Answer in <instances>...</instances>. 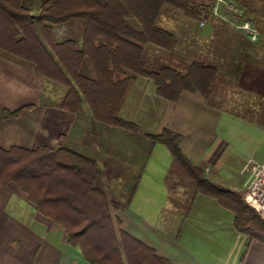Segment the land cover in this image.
Segmentation results:
<instances>
[{
    "label": "trees",
    "instance_id": "1",
    "mask_svg": "<svg viewBox=\"0 0 264 264\" xmlns=\"http://www.w3.org/2000/svg\"><path fill=\"white\" fill-rule=\"evenodd\" d=\"M25 1L0 0V56L48 81L52 89L63 88V95L51 105L73 113L86 111L105 126L140 130L148 150L155 143L165 145L171 155L168 191L174 182L183 186L172 207L185 213L200 192L233 212L236 230L264 242L257 204L208 179L182 151L181 133L169 128L143 131L120 115L138 77L151 80L155 94L168 101L175 102L184 91L198 92L209 101L218 75L215 61L202 54L192 60H153L152 55L176 48V32L159 24L164 10L197 22L200 9L207 16L210 4L206 8L193 0H38V12L33 13ZM31 107L1 108L0 125ZM99 174L94 158L61 144L0 148V185L13 182L26 193L90 264H172L123 230L114 215L131 201L139 174L122 183L118 195L122 202L110 199L97 183Z\"/></svg>",
    "mask_w": 264,
    "mask_h": 264
},
{
    "label": "crops",
    "instance_id": "2",
    "mask_svg": "<svg viewBox=\"0 0 264 264\" xmlns=\"http://www.w3.org/2000/svg\"><path fill=\"white\" fill-rule=\"evenodd\" d=\"M245 1L241 0V4L258 29L259 39L252 42L242 33L231 32L232 57H224L227 53L217 54L218 75L212 85L209 101L198 92L186 91L180 94L177 102L168 101L155 94L151 80L138 77L127 91L120 114L138 124L143 131L159 132L163 128L177 131L182 121L177 120V105L184 95L202 110H208L209 105L214 107L212 112L217 120L226 118V115L235 118L234 121L239 125H232L214 138H208L202 146L200 140L205 133L202 134L201 130L199 134L202 139L198 137L194 147H183V139L180 147L189 159L188 152L195 156L196 159L190 160L212 182L253 200V186L264 170V161L253 157L245 161V151L252 154L256 148L251 149L253 138L242 132L241 124L254 123L260 130H264V22L260 23L261 18L264 21V16L255 7L256 4L264 3V0H248V5ZM25 4L33 8L31 0H26ZM197 22L193 23L188 33L190 39L206 41L214 35H220L221 39L227 36L223 31L214 32L213 26L206 23L204 26H208L211 32L204 37ZM32 74L35 75L29 69L0 56L2 80L9 83L17 77L21 79L18 83H22L32 79ZM224 81L240 87V90L242 87L241 96L228 97L223 90L220 91L219 86ZM15 99L6 97L5 101L16 102L18 99ZM23 101L13 108L2 107L14 110L26 104L33 105L19 117L0 125V148L18 145L32 149L42 145H64L97 161L100 168L97 178L99 185L125 182L139 174L131 201L127 206L114 211V215L119 218L123 230L153 248L158 255L172 264H264V242L236 230L233 212L214 198L195 193L185 213L170 206L166 175L171 165V155L165 145L155 143L150 150L147 143L138 146L136 149L140 156L127 161L122 157L124 153L117 156L119 152L116 145L110 143L107 137L100 145L103 154L97 157L92 147L81 143L85 137L81 132L82 127H87V131L91 129L88 123L86 125L82 122L81 117L94 125L86 111L73 113L53 108L47 102L39 101L36 105L32 101ZM130 105L137 109L138 114L136 112L134 115L131 110L126 111L127 116H123L125 107ZM38 106L41 112H34ZM140 113L141 116L157 121L156 127H142L140 121H137ZM53 124L57 127L56 133L51 132ZM68 124L73 126L70 133L73 131L72 134L76 135H66ZM109 132L113 133V130ZM115 132H119L117 128ZM120 133L124 135L128 132ZM241 135L245 138L241 144L247 142L246 145L244 143L239 146L236 142ZM140 138L138 140L143 143ZM113 152H117L116 156ZM0 264L90 263L77 247L66 241L63 229L39 213L26 193L9 182L0 185Z\"/></svg>",
    "mask_w": 264,
    "mask_h": 264
},
{
    "label": "rangeland",
    "instance_id": "3",
    "mask_svg": "<svg viewBox=\"0 0 264 264\" xmlns=\"http://www.w3.org/2000/svg\"><path fill=\"white\" fill-rule=\"evenodd\" d=\"M195 3L202 4L201 6H207L211 3L213 0H193ZM248 5V0L245 1ZM251 4V3H249ZM246 5V6H247ZM31 6L33 7L32 10L34 13H37V9L39 6V1L38 0H31ZM254 6V5H253ZM255 7L260 11L259 13L264 16V3L256 4ZM209 9V8H208ZM207 9V11H208ZM203 12L205 9H200ZM247 14V12H246ZM161 22L159 23L162 25L164 28L168 30H172L176 32L177 36V44L176 48L174 49L173 52L171 53H166V52H158L156 54H153L152 59L158 60L159 58L164 59L171 57L173 60H181V59H187V60H192L196 58L198 55L207 57L215 62H217V54H231L232 52V46H233V39L231 37V32H235L226 22L214 19V18H207L206 22L209 25L213 26V31L214 32H226L227 36L222 37V39L219 37L220 35H214L213 38L209 40H201L199 38H193L190 39L188 33H190L193 21L190 19H187L184 17V15L181 12H177L175 10H164L162 12V18ZM263 18H261L260 23L263 24ZM198 24V22H197ZM77 27L74 26L73 30H75ZM201 35L206 37L210 32L211 29L208 26H204L199 28ZM69 30H64V32H68ZM218 36L220 39H218ZM32 79L28 80L26 79L22 83H18L21 79H18L17 77L12 80L6 82L0 78V108L6 106V107H16L18 106L19 103L24 102L23 100L27 101H32L33 103H36L38 105L39 101L42 102H47V103H54L56 102L59 97L63 95L64 89L61 87H57L56 89H52V84L49 83L48 81H44L41 77H37V75L32 74ZM216 82V80H215ZM225 83H222V86L220 87V91L223 90L224 94L228 97H240L241 96V90L243 88L238 86H233L232 84L224 81ZM18 84V85H16ZM214 89V88H213ZM184 93V92H183ZM181 99H179V103L177 105L178 107V119L182 120L181 123L179 124L180 128L177 129L178 132L182 133V139H183V147H189L192 146L194 147L195 140L200 137L199 132L201 133V130L203 131L202 134H204L203 139L200 140L201 146L203 145V142L207 140L208 138H214L218 133H221V131H224L228 129L232 125H239L232 117H229L230 115H226V118H222L220 120H217L215 117L214 113L212 110H214V107L210 106L208 107V110H202L200 107L194 102L190 101L189 97H185L182 95ZM6 97H11V98H16L18 99L16 102H6L5 98ZM187 98V99H186ZM210 98V97H209ZM15 99V100H16ZM210 100V99H209ZM176 100L175 102H177ZM51 105V104H50ZM56 107L53 105V108ZM133 111L134 115L137 112V109L133 107L132 105L125 107V110L122 112L123 116H127L126 111ZM34 112H41L40 107H36L34 109ZM129 113V112H128ZM138 112L136 113V115ZM176 114V115H177ZM121 115V114H120ZM184 116V117H183ZM140 118H137V121L141 123L142 127L152 129V127H156L157 121H153L149 119L148 117H144V115L141 116V113L139 115ZM142 118V119H141ZM83 120L82 122L91 127L89 131H87V127H82L81 132L85 134V137L82 139V144L86 146L92 147V149L95 150L96 156L98 157L99 154H103L102 150H100V145L105 141V138L109 137L110 143L116 145V150L119 152H113V154L119 155L123 154V158L126 159L127 161L137 158L140 156V152L136 149V147H141V145L146 144V140L144 137H142V131L134 132L131 130H126V129H119V127H111L110 126H105L97 121L93 120L94 125L87 119H84L81 117ZM85 121V122H84ZM218 121V122H217ZM77 123V121H75ZM242 126V132L247 133L251 135L252 143H251V149L253 147L256 148L255 153L249 154V151H245V156L244 159L245 161L247 158H257L260 161H264V130H260L258 126H256L254 123H244L241 124ZM73 126H68L66 125V135L72 134L70 133V129H72ZM113 128V129H112ZM119 131L118 133L115 132V130ZM51 132L56 133L57 127L55 124L52 125L50 128ZM113 130V133L109 132ZM121 130V131H120ZM107 131V132H106ZM128 132L123 135V133L120 132ZM72 135H76L72 134ZM87 135V137H86ZM111 136V137H110ZM138 137H141L143 143H140L138 140ZM238 137L236 142L240 144L244 141L245 138ZM240 139V140H239ZM243 139V140H241ZM181 142V141H180ZM245 145L247 142H244ZM243 143V144H244ZM241 144V145H243ZM125 148H128V150H123ZM123 150V152H121ZM247 150V149H246ZM189 154L188 156L190 159H196L195 156ZM116 156V155H115ZM199 157V154L197 155ZM236 176V173H234ZM234 176V177H235ZM126 182V181H125ZM122 183H112V184H100L102 188L108 193L110 199L112 200H118L122 202L121 199H119V193H120V188H122ZM183 191V186L181 185H176V182H174L173 187L170 190V206H172L173 202H176L180 198V195Z\"/></svg>",
    "mask_w": 264,
    "mask_h": 264
},
{
    "label": "built area",
    "instance_id": "4",
    "mask_svg": "<svg viewBox=\"0 0 264 264\" xmlns=\"http://www.w3.org/2000/svg\"><path fill=\"white\" fill-rule=\"evenodd\" d=\"M204 15L205 12H202L198 20V26L200 27L207 23V18L212 17L226 22L235 32L244 34L252 42L259 39V31L246 14L241 0H213L209 6L207 16ZM253 194V201L258 206V214L264 221V170L254 183Z\"/></svg>",
    "mask_w": 264,
    "mask_h": 264
}]
</instances>
